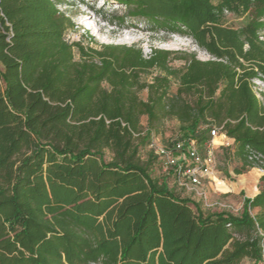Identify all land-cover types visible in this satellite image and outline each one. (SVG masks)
Wrapping results in <instances>:
<instances>
[{"label": "trees", "instance_id": "16d2710c", "mask_svg": "<svg viewBox=\"0 0 264 264\" xmlns=\"http://www.w3.org/2000/svg\"><path fill=\"white\" fill-rule=\"evenodd\" d=\"M61 1L0 0V264L264 263V174L241 214L205 212L153 175L157 155L141 157L166 119L179 122L166 145L192 139L201 154L221 127L244 162L236 173L255 166L248 148L264 156L252 88L264 76V0H114L118 19L187 34L208 60L71 43Z\"/></svg>", "mask_w": 264, "mask_h": 264}, {"label": "rangeland", "instance_id": "374dc122", "mask_svg": "<svg viewBox=\"0 0 264 264\" xmlns=\"http://www.w3.org/2000/svg\"><path fill=\"white\" fill-rule=\"evenodd\" d=\"M102 9L100 10V7ZM61 12L71 17L73 27L68 29L66 38L71 43H80L85 48H98L102 45L115 44L140 47L146 57H149L153 49L172 51L175 57L184 54H195L201 60H208L211 55L199 47L194 39L183 33H173L160 28L153 30L151 25L143 19H130L122 21L118 17L126 13L124 5L117 4L114 0H62L58 4ZM226 21L234 26L243 24V20L228 14ZM75 56L79 59L77 48ZM185 64L182 59H173L170 65L181 68ZM156 70L146 73L143 81H151L157 75ZM177 85H173L175 91ZM146 98L147 91L142 92ZM142 125H147L146 116L142 117ZM179 135V122L175 119H166L156 136L165 144ZM216 162L211 175L202 177L197 185L191 184L185 178L179 176L174 167L166 169L164 159L160 158L148 147L142 149L141 157L147 160L150 153L157 155L153 159L152 173L156 177L165 178L169 187L182 197L191 198L200 204L205 212L226 211L239 215L243 211L245 198H252L256 191H260L261 177L264 174L262 166L255 165L248 168L242 175L236 174V169L242 167L241 161L236 156L234 144L222 133L216 136L214 142ZM201 152V151H200ZM109 159L110 156L107 155ZM254 177V180H253ZM251 178L252 188H248L247 179ZM259 208L252 210L257 214ZM261 233H264L261 231ZM241 264H257L250 258H245ZM264 264V263H258Z\"/></svg>", "mask_w": 264, "mask_h": 264}, {"label": "built area", "instance_id": "2783aa9c", "mask_svg": "<svg viewBox=\"0 0 264 264\" xmlns=\"http://www.w3.org/2000/svg\"><path fill=\"white\" fill-rule=\"evenodd\" d=\"M252 88L258 99L264 104V76L252 80ZM226 137L222 128L211 131L212 139L207 146L205 154H201L196 142L192 139L179 140L174 146L162 144L154 137L148 148L164 159L165 168L174 167L179 176L185 178L191 184H199L202 177L211 175L216 162L214 152V137L221 134ZM247 158L254 165L262 166L264 170V156L258 151L248 148Z\"/></svg>", "mask_w": 264, "mask_h": 264}, {"label": "crops", "instance_id": "0c3cea01", "mask_svg": "<svg viewBox=\"0 0 264 264\" xmlns=\"http://www.w3.org/2000/svg\"><path fill=\"white\" fill-rule=\"evenodd\" d=\"M223 136V135H222ZM225 138V137H224ZM215 139H216V137H214V142H215ZM226 139H228L230 142H232V144H234V146H235V139L234 138H230V137H228V136H226ZM232 151H235V154H236V147H235V149H233L232 148ZM237 156V155H236ZM238 157V156H237ZM239 158V157H238ZM239 160L241 161V164H242V167H244V162L239 158ZM241 167V168H242ZM241 168H239V169H241ZM249 168V167H248ZM247 168V169H248ZM250 168H252V167H250ZM246 169V170H247ZM246 170H244L242 173H236L237 175H242L243 173H245V171ZM253 180H254V177H253ZM247 184H248V188H252V185H251V178H248L247 179ZM194 185H197V184H194ZM259 193V191H256L255 193H254V196L255 195H257ZM253 196V197H254Z\"/></svg>", "mask_w": 264, "mask_h": 264}]
</instances>
